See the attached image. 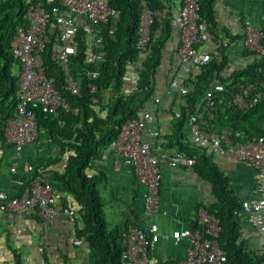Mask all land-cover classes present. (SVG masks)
<instances>
[{"label": "built area", "instance_id": "obj_1", "mask_svg": "<svg viewBox=\"0 0 264 264\" xmlns=\"http://www.w3.org/2000/svg\"><path fill=\"white\" fill-rule=\"evenodd\" d=\"M201 0H173L169 6L175 8L172 17L173 26L179 30L178 54L183 63L197 67L210 60V54L200 52L198 45L204 40ZM143 10L139 28L138 48L145 52L150 40V26L153 21L152 11L146 0H142ZM116 10L108 0H31L26 12V25H20L11 42L13 54L21 64L18 107L16 114L0 124V147L4 143L12 144L17 152L40 137L37 111L58 114L60 108L70 110L71 106L56 87L54 78L47 75L44 67L43 52L52 38L57 44L52 51L67 75L68 89L72 94H81L80 80L69 73L70 56L76 53V39L82 29L87 38L84 54L86 62L100 66L106 60L102 45L101 29L103 24L116 16ZM110 32H113L111 29ZM244 43L246 48L256 55L264 53L262 45L263 30L250 21L244 25ZM225 40L223 45H228ZM100 71L93 68L88 71L92 103H98V87L95 80ZM126 82L130 75L123 76ZM197 80V75L192 78ZM170 90L187 94L189 89L180 77H174ZM167 94V93H165ZM223 95V98L221 97ZM224 98L242 110H250L264 100V80L259 83H242L237 91L229 92L223 82H215L205 90L199 99L196 109L189 114L188 121L193 141L206 149L207 153L231 154L238 160L250 163L257 175L256 195L243 200L238 214L246 217L248 222L258 230L261 236V247L264 250V136L247 140L236 137L239 132L233 128L214 130L207 127L208 120L214 117V109L223 103ZM160 96H154V106L161 102ZM74 112L78 108L72 109ZM156 108L150 104L139 108V117L127 120L114 142L116 153L125 157L131 165L137 180L144 187L145 213L153 214L159 209L160 187L163 182V164L173 167L193 166L194 156L181 152H170L167 140L159 137L154 126ZM3 132V138L1 137ZM155 138V144H152ZM32 164L27 171L35 172ZM0 210L12 211L26 217L34 214L52 221L60 214L74 215L75 210L63 206L49 180L47 168L40 167L32 177L31 183L17 196L11 197L8 192L0 191ZM198 227L174 229L171 233L161 235L155 222L131 224L123 234L126 250L122 259L126 262L150 263L151 249L162 236L175 243L187 240L188 252L185 258L175 264H230L226 252L219 242L221 224L219 217L206 207L197 210ZM84 236L78 235L74 243L82 244ZM157 264V263H154Z\"/></svg>", "mask_w": 264, "mask_h": 264}, {"label": "trees", "instance_id": "obj_2", "mask_svg": "<svg viewBox=\"0 0 264 264\" xmlns=\"http://www.w3.org/2000/svg\"><path fill=\"white\" fill-rule=\"evenodd\" d=\"M31 0H0V124L14 116L18 107L21 64L13 54L11 42L20 25H26L25 17ZM57 1V0H56ZM116 10V16L103 24L101 29L102 45L106 60L100 66L86 62L84 54L87 46L85 32L80 29L76 39L77 51L70 56L69 73L80 80L81 94H72L68 89L67 75L61 64L53 59L52 51L57 39L52 38L43 52L44 67L49 77L54 78L56 87L71 106L70 110L60 108L58 114L37 111L39 131L46 132L57 142L61 152L52 163H64L63 172H55L54 180L64 184V192L75 195L83 228L78 235L84 236L90 253L98 264H128L122 259L126 250L123 243L122 228L109 229L101 200L98 183L100 177L89 174L102 150L115 142L122 125L129 119L139 117V108L147 105L154 98L155 75L162 60L163 49L173 36L172 9L173 0H146L152 11L153 21L150 26V40L144 53L138 48L139 28L143 4L142 0H108ZM215 0H201V24L208 32L217 36L214 15ZM173 17V16H172ZM113 29V32H110ZM264 46V22L262 25ZM221 46V50H223ZM255 58L252 62L236 69L230 76L223 78L226 57L210 56V60L201 65L197 80L186 83L189 91L184 94L186 106L175 117L176 127L167 134V148H176L188 156H194L193 167L212 184L213 203L205 205L220 220L219 242L226 252L230 264H264L262 247L254 249L242 235V217L238 214L243 200L233 190L220 168L204 153L199 155V148L184 142V125L189 113L196 109L197 103L206 89L215 82H223L229 92L237 91L242 83L264 80V53L259 55L249 51ZM20 65L16 73L14 64ZM130 66L137 71L135 87L126 89L123 76L128 74ZM97 68L99 77L95 80L98 87V103H92L88 71ZM223 98V95L221 96ZM150 104V103H149ZM78 108L77 112L72 109ZM214 117L208 120L207 127L214 130L233 128L239 132V140L264 136V100L250 110H242L224 98L223 103L214 109ZM3 138V132H1ZM5 144V143H4ZM3 144V145H4ZM37 172L42 165L32 164ZM48 165V164H46ZM45 167V166H42ZM45 168H48L46 166ZM35 172L24 179L20 195L30 185ZM57 181V182H58ZM54 187H57L53 185ZM77 218V219H78ZM137 224V223H134ZM198 227V223L193 229ZM150 254V263L153 261ZM18 264H22L18 261Z\"/></svg>", "mask_w": 264, "mask_h": 264}, {"label": "crops", "instance_id": "obj_3", "mask_svg": "<svg viewBox=\"0 0 264 264\" xmlns=\"http://www.w3.org/2000/svg\"><path fill=\"white\" fill-rule=\"evenodd\" d=\"M169 7L172 9V19L175 8ZM214 15L217 36L208 32L204 26V40L198 45V50L209 53L210 56H225L226 62L221 74L226 78L255 58L245 46L244 25L246 21H250L262 27L264 0H215ZM225 40L229 41L228 45H223ZM178 46L179 30L174 26L173 36L163 49L162 60L155 75L154 96H160L162 100L156 106L152 101L149 102L156 108V133L166 140V135L175 130V117L187 102L178 91L170 90V83L176 76L185 84L190 82L200 72L201 67L183 63L178 54ZM221 46L224 47L223 50L220 49ZM14 67L16 73H19L20 65L15 63ZM128 74L130 80L126 89L129 90L135 87L136 68L130 66ZM188 117L182 140L199 148V155L204 152L229 177L231 187L240 198L255 196L257 175L254 167L231 154L207 153L206 149L196 145ZM151 141L152 144L156 143L155 138ZM168 150L174 153L176 148L169 147ZM60 152L58 143L44 131H40L38 140L26 145L20 152H17L12 144L5 143L0 147V191L9 194L21 191L24 179L31 176L27 171L28 164L48 166V177L52 184L57 186L54 189L59 202L75 210L74 215L60 214L52 221L37 214L26 217L12 211L0 210V264H18V261L22 264H98L86 241L79 245L74 243L83 225L76 216L78 208L75 205V195L64 192V184L54 180L55 172H63L64 169V163H52ZM88 171L89 174L100 177L98 189L107 225L111 230H125L131 224L148 222L157 223L161 235L171 233L174 229L193 228L197 224L198 208L215 201L211 181L202 177L193 166L173 167L163 164L159 209L153 214H146L145 189L139 184L134 168L126 163L124 156L116 153L114 143L102 150V154ZM241 220L243 237L252 248H260L261 236L258 230L246 217ZM188 247L187 240L175 243L172 239L162 236L151 249V258L153 261L175 264L177 260L186 257Z\"/></svg>", "mask_w": 264, "mask_h": 264}]
</instances>
